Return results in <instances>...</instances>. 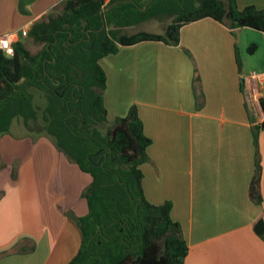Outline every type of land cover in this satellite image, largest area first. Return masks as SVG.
<instances>
[{"label":"crops","instance_id":"0c3cea01","mask_svg":"<svg viewBox=\"0 0 264 264\" xmlns=\"http://www.w3.org/2000/svg\"><path fill=\"white\" fill-rule=\"evenodd\" d=\"M59 1L0 0V35L23 38L20 29ZM236 5L262 8L264 0ZM99 63L107 120L135 105L151 139L143 194L152 204L172 203L188 246L183 264H264V129L257 137L261 204L248 195L252 126L264 118L251 103L249 74H264V32L205 17L183 25L177 45H122ZM19 128L0 139V264H68L81 242L74 218L87 212L81 192L90 176L50 138Z\"/></svg>","mask_w":264,"mask_h":264},{"label":"trees","instance_id":"16d2710c","mask_svg":"<svg viewBox=\"0 0 264 264\" xmlns=\"http://www.w3.org/2000/svg\"><path fill=\"white\" fill-rule=\"evenodd\" d=\"M116 1L60 0L27 29L24 37L39 46L37 51L28 48L24 37L12 42V55L0 50V137L9 132L14 118H21L28 134L50 138L90 176L81 192L87 212L74 218L81 242L68 264H183L188 246L171 217L172 203L152 204L143 194L141 165L149 160L151 139L135 105L124 116L107 120L106 75L99 61L122 45H177L181 27L205 17L231 28L264 32V7L238 8L236 0H151L141 9L147 0H134L117 2L101 16ZM170 16L162 33L124 32L144 20ZM254 48L249 45V52ZM236 61L239 65L238 56ZM192 83L198 100L202 93L196 73ZM259 104L264 115L263 97ZM261 129L264 118L252 126L254 172L248 195L255 204L262 202L257 151ZM259 232L264 236V227Z\"/></svg>","mask_w":264,"mask_h":264},{"label":"rangeland","instance_id":"374dc122","mask_svg":"<svg viewBox=\"0 0 264 264\" xmlns=\"http://www.w3.org/2000/svg\"><path fill=\"white\" fill-rule=\"evenodd\" d=\"M171 18L172 17L170 16V17H164L162 19H157V18L147 19V20H144L143 22H139V23H137L131 27L124 29V32L131 33V32H135L138 30H146V31H151V32L162 33L164 31V28L167 25V23H169L171 21ZM23 41L32 52L37 51V49L39 47L37 44L32 43L31 40H28L25 37H24ZM19 125H23L22 119L21 118H14L12 123H11V128L9 129V134H12V132H18ZM23 130L25 133L28 134V131L26 129L23 128ZM28 135H30V134H28ZM2 136L0 137V139L2 138ZM42 136H44V135H37L36 136L35 133H32L30 135L31 138H39ZM0 163H1V161H0ZM13 166H15L14 163H13Z\"/></svg>","mask_w":264,"mask_h":264},{"label":"built area","instance_id":"2783aa9c","mask_svg":"<svg viewBox=\"0 0 264 264\" xmlns=\"http://www.w3.org/2000/svg\"><path fill=\"white\" fill-rule=\"evenodd\" d=\"M28 28L20 29V35L25 36ZM14 34H1L0 35V50L7 55L13 54L12 42ZM249 79L252 81V87L250 89L251 103L254 108L260 109L259 100L264 98V74L252 71L249 74Z\"/></svg>","mask_w":264,"mask_h":264},{"label":"water","instance_id":"95a60500","mask_svg":"<svg viewBox=\"0 0 264 264\" xmlns=\"http://www.w3.org/2000/svg\"><path fill=\"white\" fill-rule=\"evenodd\" d=\"M121 1H131V2L134 3V0H118V1H116V2L110 3V4H108L106 7H104V8L100 11L101 16H102V13H103L104 9H106V8H108V7H110V6H112L113 4H115V3H117V2H121ZM150 1H151V0H147V2L144 4V6H143L141 9H145ZM103 27H104V24H102V26L100 27L99 30H101Z\"/></svg>","mask_w":264,"mask_h":264}]
</instances>
